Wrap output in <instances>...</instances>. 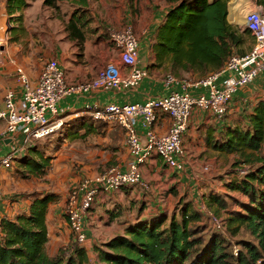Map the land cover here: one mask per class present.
<instances>
[{
	"label": "trees",
	"instance_id": "16d2710c",
	"mask_svg": "<svg viewBox=\"0 0 264 264\" xmlns=\"http://www.w3.org/2000/svg\"><path fill=\"white\" fill-rule=\"evenodd\" d=\"M58 1L60 0H45L44 5L58 8ZM64 1L77 3L81 7L88 6V0ZM164 1L170 8L154 32L150 46L154 60L152 66L164 68L165 72H169L167 75L179 79L190 75V80L197 81L221 70L233 56L244 55L242 48L251 33L248 30L242 32L229 23L227 18L230 0ZM235 1L232 0L229 6V20L232 23ZM260 5H264V0ZM28 7L27 0H7L6 10L11 22H22L23 11ZM80 10L81 18L85 17L87 11L83 8ZM78 13L79 11H75L74 14ZM79 23L78 20H71L67 30L82 48L85 34ZM68 125L72 127L69 130L71 137L80 139L86 138L92 132L100 134L107 128L105 124L97 125L87 117H77ZM263 147V100L256 105L253 113H248L244 120H241L240 126L227 128L214 145V149L220 152L237 154L236 165L242 163L250 168L246 172L236 170V176L226 183L230 192L239 193L247 199L236 201L239 205L237 210L228 211V203L220 195L210 194L206 201L207 208L214 212L217 218L222 210L227 211L228 217L222 221L231 237L235 238L245 231L252 238L237 240L235 245L239 251L236 254L234 245L222 233L212 232L206 237L202 235L204 227L199 226V223L205 212L198 208L201 201L188 199L186 194L180 195L177 186L167 191V195L179 198L180 206H176L172 211L162 208H156L154 211L144 197L132 199L129 208L117 203L112 210L102 215L104 224L119 219L131 207L133 209L136 203L138 217L134 222L126 224L124 231L117 232L106 242L94 244V231L88 224L90 216L95 215L97 210H104L112 195L137 192L146 196L144 188L132 185L123 187L120 191L100 193L96 196L84 215L85 242L78 243L76 235L72 234L73 239L67 248L60 247L54 254L49 251L48 215L52 205L57 202V196L46 193L26 197L29 203L25 211L13 218H0V264H264ZM158 157L163 162V159ZM52 162V157L40 150L37 143L31 145L24 155L16 160L18 171L26 179L45 176ZM120 168L124 169L125 166ZM13 169L14 167L11 170ZM2 201L3 197L1 205ZM217 205L219 208L214 207ZM66 210L62 211V219L68 223ZM146 210H150V213L142 216ZM67 252L70 254L67 255Z\"/></svg>",
	"mask_w": 264,
	"mask_h": 264
},
{
	"label": "built area",
	"instance_id": "2783aa9c",
	"mask_svg": "<svg viewBox=\"0 0 264 264\" xmlns=\"http://www.w3.org/2000/svg\"><path fill=\"white\" fill-rule=\"evenodd\" d=\"M243 26L254 37L253 49L242 57L233 56L221 70L197 81L166 75L162 80L164 87L170 91L166 96L150 98L143 103H110L86 109V114L95 121L114 124L123 129L125 146L131 159L124 169L114 167L86 178L71 191L66 210L69 219L67 224L78 243L85 242L84 215L96 196L132 185L148 189L141 167L155 155L160 156L168 168L183 172L186 169L183 140L194 109L211 112L216 119L224 121L234 94L264 74V13L248 11ZM108 36L119 52L121 65H106L90 81L69 85L56 59L45 64L36 86H32L24 71L18 69L19 81L24 90L22 104L18 106L15 93L9 91L0 109V121L5 122L2 139L11 140L9 152L0 159V206L3 173L10 171L31 145L55 135L64 126L65 120L59 116L62 100L73 95L136 88L148 78V70L139 66L140 44L132 26L109 28ZM172 87L180 89L171 90ZM190 89L205 91L194 95ZM159 114H165L171 120L167 133L162 135L155 131ZM56 116L59 118L55 119ZM140 128L144 129L143 134ZM17 154H20L19 158ZM211 222L217 229L222 228L221 219L212 216Z\"/></svg>",
	"mask_w": 264,
	"mask_h": 264
},
{
	"label": "crops",
	"instance_id": "0c3cea01",
	"mask_svg": "<svg viewBox=\"0 0 264 264\" xmlns=\"http://www.w3.org/2000/svg\"><path fill=\"white\" fill-rule=\"evenodd\" d=\"M66 2L77 6L75 11H79V13L74 14V11L66 16L59 15L47 18V23L50 22L45 26V35L48 39L46 46H43L42 49L33 50L29 42H32V39H23L19 34L28 31L27 17L30 14L27 13V10L31 7L30 5L25 10L26 12L23 11V20L20 23L11 22L10 16L7 15L9 18L7 23L10 24L6 33L7 38L8 34L13 35L15 33L16 36L11 39L13 41L11 45L6 46L4 50H0V109L3 108L5 97L9 91L15 93V102L18 106L22 104L24 90L19 81L18 69H22L30 84L36 86L45 64L51 59H56L64 71L66 82L72 85L94 79L99 71L108 64L121 65L119 52L110 42L107 31L109 28L123 29L129 25L133 27L138 37L140 44L139 66L148 70V78L138 87L132 89L67 97L59 104L60 118L66 120L84 116L88 107L103 106L110 103L120 105L143 103L150 98L163 97L170 93L164 87L162 81L167 74L164 72V68L152 66L154 60L150 50L154 32L160 26L170 8L164 0H88L87 7H81L71 1ZM229 6L228 12H230ZM82 8L87 11V15L83 18H81L82 10H80ZM235 10L242 12L240 5ZM71 20L80 21L79 26L85 34V42L82 48L67 30V25ZM54 28L56 29L55 32L53 31ZM245 31L246 29L242 30V32ZM245 42L249 45L251 52L255 43L254 37L252 35L248 36ZM173 89L180 88L172 87L171 90ZM189 91L196 95L205 90L190 89ZM262 100L264 101V74L259 75L248 87L240 89L234 94L224 121L216 119L211 112L194 109L189 122V129L183 140L186 169L183 172L172 170L166 167L157 155L142 167L145 181L147 183L154 182L153 187H151L153 195L157 193L158 189L169 190L173 186H177L179 191L182 183L189 182L195 186V180L193 178L190 180V174L188 173V162L197 163L196 160H193L195 158L192 155V150L204 154V159L211 152L219 155H231L214 149V145L220 140L227 128L240 126L241 120H244L248 113H253L256 105ZM67 114L69 115L64 118ZM170 125V118L165 114H159L155 131L160 135L165 134ZM139 131L141 134L144 133L142 128ZM4 132L5 122L0 121V159L7 155L10 150L11 140L2 139ZM8 140L10 142H7ZM234 155L238 156L237 154ZM205 165L208 168L209 164ZM5 172L8 174L9 171ZM9 179L10 174L3 176V201L0 207V218L17 216L26 210L29 203L25 198L12 199L9 193ZM145 190L150 191V187ZM141 195L137 192L118 193L112 195L109 200L124 203L126 200L144 197ZM193 197L195 199L196 196ZM153 204L154 202L150 204L152 208ZM109 206L107 205V208ZM156 208L163 209L160 201L154 207V211H156ZM48 227L50 232L49 245L53 243L59 249L69 228L68 224L62 219V210L59 207H51L48 215ZM94 235L92 233V236ZM98 242V239L94 240V244Z\"/></svg>",
	"mask_w": 264,
	"mask_h": 264
},
{
	"label": "rangeland",
	"instance_id": "374dc122",
	"mask_svg": "<svg viewBox=\"0 0 264 264\" xmlns=\"http://www.w3.org/2000/svg\"><path fill=\"white\" fill-rule=\"evenodd\" d=\"M27 1L31 6L27 10V13L30 14H27L28 31L25 30L26 32H20L19 34L23 39H32V42H29L33 50L42 49L43 46H46L48 37L45 35V26L50 24V22L47 23V18L59 15L66 16L77 9V6H74L73 3L64 0L57 2L58 8L45 6V0ZM262 1L263 0H236L233 3L232 8L233 23L229 20L230 12H228L227 19L229 23L238 27L240 30H245V27L243 26L245 14L251 10H257L264 13V5H260ZM231 2L232 0H230L229 4ZM5 4L6 0H0V47L4 46V48L11 45V42H13L11 39L16 36L15 33L13 35L8 34L7 38L6 33L9 29L7 21L9 18L7 16V11L5 10ZM238 5H240L242 12H237L235 10ZM53 31L55 32L56 29L54 28ZM6 43L8 44L6 45ZM242 51L245 52L244 55L250 52L249 45L246 42L243 45ZM244 55L239 56L242 57ZM165 73L169 74L167 71ZM191 77L192 76L190 75H186L183 79L190 80ZM59 116H56L55 119L59 118ZM80 117L91 118L97 125L102 123L105 124L107 128L100 134L92 132L90 135L86 136V138H73L69 132L72 127L69 126L68 123L70 124V122L73 119H76V117L66 119V127L63 126L55 135L36 142L40 150H43L47 156L52 157L53 162L48 174L40 177L23 178L22 174L18 171V164H16V162L13 165V170L9 172L7 171L8 174L6 172L3 173L4 177L5 175L8 176L10 174L9 193L12 199L16 200L17 198H26L30 195H41L46 193L55 194L57 196V202L52 205V207H59L64 211L68 207V199L72 189L78 186L83 178H89L103 173L108 170L109 167L127 166L131 157L125 146L124 132L114 124L95 121L87 114L79 116L78 118ZM263 154L264 151L262 155ZM192 155L195 158L193 160H196L197 163H194L193 161L188 162V173L190 174L189 179L191 180L193 178L195 180L194 182L197 184L195 183V186H193L189 182L186 184L182 183L179 188V193L180 195L186 194L188 199H192L194 198L193 196H196L195 200L201 201L199 202L200 205L198 208L205 212L202 221L199 223V226L204 227L202 235L206 237L207 234L209 235L212 232H220L230 239L231 243L234 245V251H236L238 250L235 245L237 240H252V238L245 231L239 233L235 238L231 237L228 230L225 229V225H222V228L219 230L214 228L211 222V217L214 216V212L209 211L206 201L209 199L210 194L220 195L228 203V211L237 210L239 205L236 201H246L247 199L239 193L230 192L226 183L232 180L233 176H236V170L241 169L243 172H246L250 168L249 166H244L242 163L236 165L238 162V156L236 157L234 154L219 155L211 152L208 153L207 158L204 159V154L192 150ZM19 156L20 154H17L16 157L19 158ZM205 164H209L207 170H205L207 166ZM153 185L154 182L152 181L148 183L150 191H146L147 194L144 196L145 201H149L150 204L151 202H154L153 208L159 204V201L160 205H162L163 209L166 211H172L176 206H180L178 203L179 198L173 195H167V189H158L157 193L153 195L151 189ZM155 196L156 198H154ZM131 200H126L122 204L129 208ZM107 203V205H110L109 208L104 207V210H97L96 214H92L88 220L89 228L95 232L94 238L99 240L98 244H101L106 241V239L116 235L117 232L124 231L126 224L134 222L139 215L136 203V205H134L135 207L133 206V209L131 207V209L119 219L104 224L102 215L106 214V211L112 210L119 202L109 200ZM214 207L219 208L218 205ZM149 211L150 210H146L142 216L149 214ZM227 217L228 213L226 210H222L220 216H218L221 220H226ZM72 239L73 235L68 228L65 233L64 241L61 243L60 247L67 248ZM57 250L58 246H55V244L52 243L49 245L50 254H54ZM69 254L70 252H67V255Z\"/></svg>",
	"mask_w": 264,
	"mask_h": 264
},
{
	"label": "water",
	"instance_id": "95a60500",
	"mask_svg": "<svg viewBox=\"0 0 264 264\" xmlns=\"http://www.w3.org/2000/svg\"><path fill=\"white\" fill-rule=\"evenodd\" d=\"M8 26H10V24L8 23ZM0 50H4V47L3 46H1L0 47ZM7 142H10V140H8Z\"/></svg>",
	"mask_w": 264,
	"mask_h": 264
},
{
	"label": "bare ground",
	"instance_id": "6f19581e",
	"mask_svg": "<svg viewBox=\"0 0 264 264\" xmlns=\"http://www.w3.org/2000/svg\"><path fill=\"white\" fill-rule=\"evenodd\" d=\"M244 23V22H243Z\"/></svg>",
	"mask_w": 264,
	"mask_h": 264
}]
</instances>
